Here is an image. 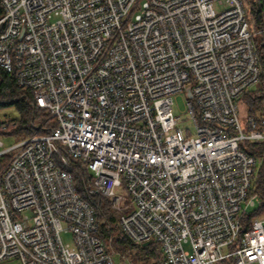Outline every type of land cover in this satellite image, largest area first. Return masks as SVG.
Masks as SVG:
<instances>
[{"label":"built area","instance_id":"built-area-1","mask_svg":"<svg viewBox=\"0 0 264 264\" xmlns=\"http://www.w3.org/2000/svg\"><path fill=\"white\" fill-rule=\"evenodd\" d=\"M0 10V69L52 122L19 137L0 101V263L115 264L80 169L121 239L156 244L161 264H264V212L249 213L261 206L260 158L241 147L264 143V113L242 126L238 109L262 74L246 0H0ZM181 92L194 136L173 111Z\"/></svg>","mask_w":264,"mask_h":264},{"label":"trees","instance_id":"trees-1","mask_svg":"<svg viewBox=\"0 0 264 264\" xmlns=\"http://www.w3.org/2000/svg\"><path fill=\"white\" fill-rule=\"evenodd\" d=\"M247 9L251 15V23L255 31L254 43L260 57L261 63V80L256 89L243 97H247V106L249 115H259L264 113V0H246ZM1 14V10H0ZM0 101H5L4 107L15 106L20 117L16 119L13 131L19 137H27L32 135L35 130L32 123L45 125V127L52 125L47 123L48 114L42 110L33 108L28 100L23 96L22 91L16 86L12 74L0 69ZM42 133H47L44 128ZM241 147L247 152H252L257 158L262 160V166L255 175L254 191L257 192L261 198V206L250 217H255L259 213L264 212V143H245ZM76 186L81 195L90 201L96 210L97 220L100 225V235L105 241V244L117 247L121 252L127 248L128 245L133 246L120 237V230L117 223V216L113 213L109 199L99 194L89 195L84 190V174L79 169L75 171ZM145 250L144 259L149 264H161V254L158 246L154 243L147 246H140ZM131 261L139 264L136 258ZM133 264V263H131Z\"/></svg>","mask_w":264,"mask_h":264},{"label":"rangeland","instance_id":"rangeland-1","mask_svg":"<svg viewBox=\"0 0 264 264\" xmlns=\"http://www.w3.org/2000/svg\"><path fill=\"white\" fill-rule=\"evenodd\" d=\"M218 9V8H217ZM256 88H253L252 91H254ZM188 98L184 93H178L174 95L173 97V111L178 117L179 124L178 126L184 129L185 131H189L191 136H194L196 133L195 124L191 118V112L188 108ZM247 97L244 98V100H240L238 103V109H239V120L242 126L246 124L247 118L249 116L248 113V106H247ZM3 114L9 115L11 118L18 119L20 117V114L15 106H9L7 108H4L2 110ZM38 124V122L36 121ZM18 140L14 138H4V145L5 147H9L16 143ZM262 166V161L259 159L257 166H256V176L258 174L259 169ZM84 181V176H83ZM258 204L256 208H250L249 213L255 212L259 208ZM113 211V210H112ZM114 214H116L113 211ZM61 238L65 244H71L73 243V236L71 233L63 232L61 235ZM108 251L112 254L113 260L115 264H136L135 262L131 261L132 258H136L139 262V264H149L148 261L145 262L144 253L145 250H143V247L140 246H130L128 245L126 249H124L122 252L115 246L106 244ZM0 264H18L16 261H6ZM153 264V263H150ZM157 264V262L155 263Z\"/></svg>","mask_w":264,"mask_h":264},{"label":"water","instance_id":"water-1","mask_svg":"<svg viewBox=\"0 0 264 264\" xmlns=\"http://www.w3.org/2000/svg\"><path fill=\"white\" fill-rule=\"evenodd\" d=\"M190 96H191V94H190ZM149 243H146V244H144V246H147Z\"/></svg>","mask_w":264,"mask_h":264}]
</instances>
